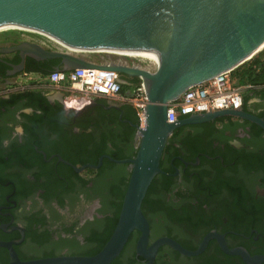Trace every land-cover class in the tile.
Masks as SVG:
<instances>
[{"label": "flooded vegetation", "instance_id": "af4514ba", "mask_svg": "<svg viewBox=\"0 0 264 264\" xmlns=\"http://www.w3.org/2000/svg\"><path fill=\"white\" fill-rule=\"evenodd\" d=\"M22 41L0 40V48ZM21 63L19 52L0 53V243L11 244L22 260L93 255L122 206L131 171L120 161L138 150L137 110L129 101L95 97L77 112L64 91L13 81L22 73L43 75L35 67H61L60 60L27 56L16 71ZM123 80L134 85L138 78ZM244 93L238 110L264 120V83ZM160 166L142 205L147 248L163 238L190 252L206 241L204 248L185 254L164 243L150 261L137 253L141 232L134 230L110 264H250L229 252L240 248L264 257L261 124L222 115L180 126ZM9 260L0 245V264Z\"/></svg>", "mask_w": 264, "mask_h": 264}, {"label": "water", "instance_id": "95a60500", "mask_svg": "<svg viewBox=\"0 0 264 264\" xmlns=\"http://www.w3.org/2000/svg\"><path fill=\"white\" fill-rule=\"evenodd\" d=\"M7 27L40 32L73 50L154 51L160 57L157 70L149 72L138 67L97 64L84 56L28 40L0 48V53H20L22 63L16 71L23 68L27 56L38 61L60 59L61 67L54 70L99 68L138 78L148 97L146 124L139 128L136 155L120 161L130 163L131 173L118 221L104 246L93 255L22 260L11 244L0 243L9 249L7 264H110L134 230L141 232L137 253L150 261L164 243L185 254L201 252L206 241L195 252L169 238L147 248L150 227L142 205L153 179L163 172L160 161L176 128L222 115L248 117L264 127V120L242 110L194 114L176 122L167 118L169 102L192 86L236 69L262 48L264 0H0V28ZM121 82L127 84L123 79ZM229 252L242 255L250 264L264 261V257H252L241 248Z\"/></svg>", "mask_w": 264, "mask_h": 264}, {"label": "built area", "instance_id": "2783aa9c", "mask_svg": "<svg viewBox=\"0 0 264 264\" xmlns=\"http://www.w3.org/2000/svg\"><path fill=\"white\" fill-rule=\"evenodd\" d=\"M81 53V52H79ZM84 53L105 54L100 60L87 58L101 65H125L129 67L144 66L147 71L155 72L159 66L158 59H147L138 56L117 55L106 51H85ZM146 62V64H144ZM264 65H256L257 72ZM227 70L211 80L187 89L180 96L168 103L167 118L176 122L194 114L209 113L223 110H238L242 107L244 89L251 86L249 82L240 83V79ZM27 75V73H25ZM33 80L34 85L46 88L49 92L64 91L66 99L84 98L91 100L103 97L112 100L131 102L137 110L141 128L146 124V105L148 97L141 80L128 85L125 89L121 82L123 75L113 70L95 68H76L69 70H53L47 75H39ZM128 84V83H127Z\"/></svg>", "mask_w": 264, "mask_h": 264}, {"label": "rangeland", "instance_id": "374dc122", "mask_svg": "<svg viewBox=\"0 0 264 264\" xmlns=\"http://www.w3.org/2000/svg\"><path fill=\"white\" fill-rule=\"evenodd\" d=\"M14 37L18 40L26 39L28 41H34V42L40 43L41 45H43L44 47H46L48 49L69 52L72 54L81 55V56H84L86 58H91L94 60H100L101 56L105 55V54H94V53L92 54V53H84V52L79 53V52L67 51L64 47L57 44V42H55V41L53 42V40L51 38H48L44 35H41L37 32H33V31L18 30V29L0 31V40L2 42L7 43L10 40H12V38H14ZM114 54H116V53H114ZM122 54H125V53H122ZM122 54L118 53L117 55H122ZM261 54L264 58V47L262 49H260L256 54H254L252 57L255 58V57H257V55H261ZM253 58H250V60ZM144 64H146V62H144ZM263 65H264V63H263ZM234 71H237V70L235 69ZM39 78H40L39 75H36L33 73H27V75L25 73H22L19 76L14 77L13 81H17L20 85L24 84V83L27 85H34V83L32 81L39 79ZM128 85H130V84H124L125 89L127 88ZM81 101H82V99L71 100V102L81 103V104H77L78 108L83 107V105L86 102H89L90 100L84 99V102H81Z\"/></svg>", "mask_w": 264, "mask_h": 264}, {"label": "trees", "instance_id": "16d2710c", "mask_svg": "<svg viewBox=\"0 0 264 264\" xmlns=\"http://www.w3.org/2000/svg\"><path fill=\"white\" fill-rule=\"evenodd\" d=\"M53 60V59H52ZM56 61H59L60 59H55ZM258 65H261V63L256 62ZM31 70V69H28ZM32 70L35 71H39L41 72L43 75H47L48 73H50L53 70H45V69H41L38 67L33 68ZM240 83H244V82H249L250 84H255V85H259L264 83V68L262 67V69H260L258 72L252 68L249 67L247 69H244L241 73H240ZM122 204V203H121ZM121 209V205L119 206V210L116 213L115 217L111 220V229L108 231L107 235L105 238H103L100 247H102L106 241L108 240V238L110 237L114 227L116 226V223L118 221V217H119V211Z\"/></svg>", "mask_w": 264, "mask_h": 264}, {"label": "bare ground", "instance_id": "6f19581e", "mask_svg": "<svg viewBox=\"0 0 264 264\" xmlns=\"http://www.w3.org/2000/svg\"><path fill=\"white\" fill-rule=\"evenodd\" d=\"M14 29H18V30H26V31H33V32H37V31H34V30H31V29H27V28H20V27H7V28H0V31L2 30H14ZM41 35H44L48 38H50L49 36L45 35V34H42L40 32H37ZM52 39V38H51ZM53 42L55 41L54 39H52ZM57 42V41H55ZM57 44L61 45L62 47H64L62 44L58 43ZM264 47V45L262 46V48ZM67 51H72V52H85V50H73V49H69V48H66L64 47ZM261 48V49H262ZM106 52H109V53H116V54H122V53H125V54H122V55H127V56H138V57H142V58H147V59H158L159 61V55L154 52V51H133V52H120V51H106ZM138 68L140 69H144L145 67L144 66H138ZM95 69H98V70H102L103 69H99V68H95ZM105 70V69H104Z\"/></svg>", "mask_w": 264, "mask_h": 264}, {"label": "crops", "instance_id": "0c3cea01", "mask_svg": "<svg viewBox=\"0 0 264 264\" xmlns=\"http://www.w3.org/2000/svg\"><path fill=\"white\" fill-rule=\"evenodd\" d=\"M253 58V57H252ZM256 62H259L261 63V65L264 63V58L261 55H257V57L253 58V59H249V61L247 60L245 63H243L242 65L238 66L236 68L237 71H233V75L240 79V73L244 70V69H247L249 67H254L256 65H258ZM235 70V69H234ZM76 99H82L81 102H84V98H70L68 99L67 102H69L68 104H70L71 106H74V107H77V104H81V103H75V102H71V100H76Z\"/></svg>", "mask_w": 264, "mask_h": 264}]
</instances>
